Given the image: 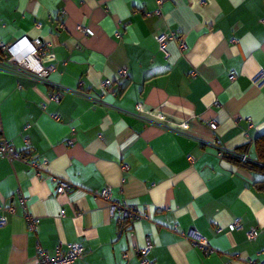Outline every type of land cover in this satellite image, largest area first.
Here are the masks:
<instances>
[{
	"label": "crops",
	"instance_id": "crops-1",
	"mask_svg": "<svg viewBox=\"0 0 264 264\" xmlns=\"http://www.w3.org/2000/svg\"><path fill=\"white\" fill-rule=\"evenodd\" d=\"M157 6L0 0V41L42 39L43 61L54 64L49 78L66 90L53 101L49 85L0 70V139L39 165L0 154V264H35L37 241L48 255L80 242L74 264H140L136 250L147 242L155 264L264 260V170L230 155L257 160L255 139L264 134V0H161L155 13ZM166 29L186 48L170 39L167 53L159 51L156 35ZM104 79L110 91L100 88ZM53 177L71 186L59 193ZM103 187L147 218L109 216L96 195ZM251 226L259 231L247 239ZM188 229L216 250L179 234Z\"/></svg>",
	"mask_w": 264,
	"mask_h": 264
},
{
	"label": "built area",
	"instance_id": "built-area-1",
	"mask_svg": "<svg viewBox=\"0 0 264 264\" xmlns=\"http://www.w3.org/2000/svg\"><path fill=\"white\" fill-rule=\"evenodd\" d=\"M157 1V8L154 10L155 13H159V4L161 0ZM38 25V24H37ZM24 39L25 49L19 53L20 49H18V43L20 40ZM18 39L13 43H4L0 41V70L5 71H20L27 75L29 78L49 85L51 87V91L48 94L50 100L58 101L62 95L66 92L65 88L62 87L58 83H54L50 80L49 74L54 70L53 63L45 64L43 61L45 43L39 37H33L30 39L22 38ZM176 40L178 48L182 51L186 48V43L184 38L179 35L176 30L166 29L165 31H161L156 35L157 47L159 51L164 54L167 53L165 49V44L168 40ZM127 71L124 67H120L117 70V75L119 77L126 76ZM230 78H234L235 74L233 71H230ZM257 77L264 79V66L259 68L257 73ZM102 91H110L111 83L110 80L104 79L99 83ZM54 117H58L57 114L53 115ZM208 125L210 128L216 127V121L210 120L208 121ZM72 141L69 139L68 143ZM217 153L221 155L224 151V148L218 143L214 144ZM25 149L28 147V140L25 139ZM0 154L8 159V161L12 160H20L25 164L39 169V165L30 161L26 157L25 151H18L6 138L0 139ZM230 155L235 157L237 162L241 165L248 164H261L257 160L250 158L246 152H234L231 151ZM38 172V170H37ZM56 181V191L63 192L71 186V182L64 178L53 177ZM97 196L102 198L107 203V212L109 216H117L119 219H127L129 221H133L140 218H147L146 213L139 212L133 205L127 201L126 199L116 200L111 197V193L108 187H103L96 193ZM22 205L25 207V219L27 224L31 228H35L38 224V217H35L26 209V197L24 195L20 196ZM6 221V216L0 214V225ZM239 225L237 219H234L231 222L232 227H236ZM258 227L251 226L245 231V236L247 239H252L258 234ZM179 234L189 240L192 244L199 247L206 253L214 252L216 248L209 242V240L203 236L196 229H188L186 231H179ZM152 244L150 242L145 243L144 245L137 248L136 253L138 255L140 264H155L153 260L148 257V253L151 249ZM37 261L35 264H74V261L79 258L83 252V246L80 242H71L68 243L65 250L57 249L54 255H48L45 248L40 244L39 241L35 244ZM123 257H127V253H123ZM245 264H264V260L262 261H253L247 260Z\"/></svg>",
	"mask_w": 264,
	"mask_h": 264
},
{
	"label": "trees",
	"instance_id": "trees-1",
	"mask_svg": "<svg viewBox=\"0 0 264 264\" xmlns=\"http://www.w3.org/2000/svg\"><path fill=\"white\" fill-rule=\"evenodd\" d=\"M255 145L258 152L257 161L261 164H248L249 166H257L260 169L264 170V134H261L256 137Z\"/></svg>",
	"mask_w": 264,
	"mask_h": 264
}]
</instances>
